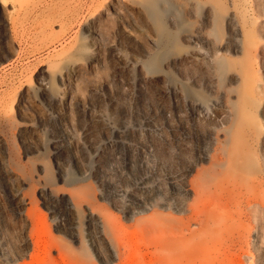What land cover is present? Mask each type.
Masks as SVG:
<instances>
[{"label": "rangeland", "instance_id": "rangeland-1", "mask_svg": "<svg viewBox=\"0 0 264 264\" xmlns=\"http://www.w3.org/2000/svg\"><path fill=\"white\" fill-rule=\"evenodd\" d=\"M20 1L6 9L0 6V264H7L4 257L15 231L22 228L31 197L38 210L27 228L33 225L41 244L60 235L79 247L82 230L90 249L104 251L110 244L102 221L112 216L126 247L122 261L114 255L110 264H150L153 247L145 236L149 212L141 208L157 197L176 196L185 185L188 157L183 155L204 158L205 168L210 154L223 158L219 142L229 125L228 96L233 94L206 71L186 79L203 85L205 102L179 98L180 85L173 76L161 84L160 94L153 84L148 95L142 61L149 55L146 39L155 34L131 0ZM254 1L259 13L264 0ZM202 12L196 15L187 7L181 18L191 34L211 39L212 11L206 6ZM166 20L175 27L173 12ZM224 25L227 36L237 29L232 7ZM258 30L264 34L263 14ZM83 43L87 47L80 51ZM48 70L56 72L53 85ZM201 109L214 123L205 121ZM199 119L205 123L200 125ZM259 146L264 157V133ZM15 158L32 168V179ZM45 161L56 175L52 183L46 179ZM86 187L93 190L94 201ZM74 200L80 202L81 213ZM253 225L219 228L235 236L210 245L211 251L219 248L220 264H264V218L259 216ZM242 253L252 258H242Z\"/></svg>", "mask_w": 264, "mask_h": 264}, {"label": "bare ground", "instance_id": "bare-ground-1", "mask_svg": "<svg viewBox=\"0 0 264 264\" xmlns=\"http://www.w3.org/2000/svg\"><path fill=\"white\" fill-rule=\"evenodd\" d=\"M131 1L141 7L155 34L154 39L151 35H148L151 39H146L149 55L142 61L148 95L153 84L160 94L161 84L173 76L180 85L179 98L205 102L207 96L203 85H192L187 81L191 75L197 72L203 75L206 71H212L218 86L233 94L228 96L230 120L223 129L224 141H217L223 158H219L217 153L210 154V166L205 168L201 166L204 158L183 155L185 159L188 157L185 161L188 164L187 173H184L187 178L185 185L179 187L176 196L168 199L157 197L141 208V211L149 212L146 218L149 229L145 236L153 247L150 264H220L219 248L211 251L210 245L234 240L235 236L226 235L227 231L219 228H254L253 222L259 216L264 218V157L259 146L264 133V59L261 57L264 34L258 30V19L261 14L264 16V5L256 13L254 0H231L230 4L228 0ZM20 3V0H0V6L5 9L9 4L16 6ZM206 6L212 11L213 24L208 31L211 39L203 40L186 30L190 26L181 15L187 7H193L195 14L201 15ZM230 7L235 11L237 29L227 36L224 17ZM172 12L176 23L174 28L166 20L167 14ZM134 24L136 22L132 21L131 25ZM86 47L83 43L79 50ZM236 50L240 54L233 56L231 51ZM47 73L53 85L56 72L48 70ZM188 85L191 89L187 90ZM199 111L204 113L205 121L214 123L208 111ZM8 123L15 125L13 118H8ZM204 123L199 119L200 125ZM157 153L164 157L160 150ZM173 154L177 155L175 151ZM18 159L19 169L32 179V168ZM44 169L46 179L54 182L56 175L48 161L44 162ZM85 191L89 200L94 201L96 196L91 187H86ZM27 203L28 207L22 213V228L15 231L13 243L4 257L7 264L13 261L15 264H96L95 260L98 264H110L114 255L122 261L126 246L121 228H116L112 216H105L102 221L103 235L110 244L104 251L90 249L82 230L79 231V247L60 235H52L41 244L33 225L27 228L38 205L34 197ZM20 204L25 203L21 201ZM74 206L81 213L80 202L74 200ZM56 231L62 232L58 223ZM26 253L29 259L25 258ZM241 256L252 258L247 253Z\"/></svg>", "mask_w": 264, "mask_h": 264}]
</instances>
